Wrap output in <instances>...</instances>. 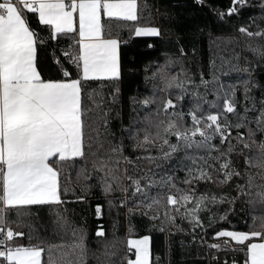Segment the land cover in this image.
<instances>
[{
	"label": "snow or ice",
	"instance_id": "obj_1",
	"mask_svg": "<svg viewBox=\"0 0 264 264\" xmlns=\"http://www.w3.org/2000/svg\"><path fill=\"white\" fill-rule=\"evenodd\" d=\"M164 7L172 9L161 13L169 21L180 15L176 8L211 14L210 78L200 70L197 80L183 66V46L175 59L165 54L145 77L152 94L129 98L125 124L114 107L122 34L162 37L160 27L141 24L145 11L152 15L146 0H0V264H87V221L77 222L68 205L86 203L94 187L109 210L147 218L150 229L159 224L169 235L187 232L209 264H221L220 250L232 254L231 264H264V0ZM245 10L253 13L247 22L232 23ZM213 24L231 32L215 35ZM237 205L261 210L247 230L223 227ZM41 212L52 240L31 222ZM94 215H102L100 204ZM208 230L221 242L208 243ZM25 236L28 243L18 240ZM95 236H105L102 226ZM127 245L135 258L124 255L121 264H151L148 235ZM116 255L115 241L92 253L97 264H113Z\"/></svg>",
	"mask_w": 264,
	"mask_h": 264
},
{
	"label": "trees",
	"instance_id": "obj_2",
	"mask_svg": "<svg viewBox=\"0 0 264 264\" xmlns=\"http://www.w3.org/2000/svg\"><path fill=\"white\" fill-rule=\"evenodd\" d=\"M146 2L151 9L152 15L149 16L148 12L145 11L141 24L160 27L162 29V37H135L129 36L126 31L122 34L126 43H122L120 50L122 79L119 87L121 91L119 100L114 107L121 109V116L125 124L129 122V98L136 97L139 100L146 95L152 94V81L146 83L145 77H151L152 73L156 71L157 64L164 62L166 58L165 54L175 59L179 56V48L183 46L186 52V55L183 57V66L190 73L194 74L197 80L200 70L205 72V78H210L207 73L209 72V59L213 55V51H210L209 48L207 28L205 26L212 20V16L207 9L176 8L174 11L180 15L174 21H169L161 15L165 11H172V9H166L165 5L175 3L190 4L191 0H146ZM208 3L210 6L223 8L227 5L228 0H208ZM251 14H253L251 10H245L242 13V17L234 18L232 23L247 22V17ZM197 25L205 27L204 34L196 32ZM212 28L215 35L218 36L227 35L231 32L230 26L217 27L213 24ZM193 48H195V52H193ZM171 71L173 73L178 72L179 64L175 65ZM155 82L160 83L159 80ZM105 91H107V88H105ZM166 95V93H157V96L161 99L165 98ZM208 98L212 99V96L209 95ZM185 105H187V100L185 101ZM186 110L187 108H185ZM113 116H115V112H113ZM118 124L119 119L113 121L114 130ZM75 172L76 169L70 170L73 183H76ZM177 175L183 176V172H178ZM93 192L95 195L91 196L86 203L68 205L70 210L75 208L77 215L74 219L77 222L81 221V217L86 218L87 221L89 247L87 264H97L92 253L96 252L99 254L103 250V244L112 241H115L117 251L113 264H121V257L124 255L134 259L135 250L127 251V241L130 238L139 239L144 235H148L151 239V264H157V256L160 257L159 264H209L206 258L208 252L205 248L201 247L198 249L195 244H192L191 236L187 232L182 233L173 228L172 234L169 235L167 232L157 230L160 227L159 224H157L156 229H150L147 218L138 215L125 217L123 214L124 209L113 208L109 210L104 197L100 195L98 189L94 187ZM116 195L119 194L117 193ZM97 204H100L102 207V215L99 218L94 215ZM240 208L241 205H237V212L229 217L228 222L223 223V227L234 228L235 230H247L245 221L248 220L250 222L253 213L257 215L261 214L259 208L251 209L244 206V211H240ZM201 216L204 218L205 223H207V216L204 213H201ZM11 218L15 219V215L13 214ZM31 222L42 238L53 239L50 235V224H48V217L45 212L40 213L39 220L33 219ZM176 224L185 228L188 227L186 222H181L179 217L176 219ZM41 225L47 226L49 231L45 232ZM100 226L103 227L105 236L98 238L95 236V231ZM13 227H17V225L13 224ZM165 227L167 228L168 225H165ZM20 230L25 233L28 232V228L23 225L20 226ZM205 238L208 243L221 242L212 238L211 230H208ZM18 240L28 243L26 236L18 238ZM32 242L35 243L36 241L33 240ZM181 242L184 243L183 248L181 247ZM215 255L219 256L221 264H223L225 259L231 264V253H225L224 250H220L215 252ZM44 258L46 259V256ZM124 264H126V261Z\"/></svg>",
	"mask_w": 264,
	"mask_h": 264
},
{
	"label": "crops",
	"instance_id": "obj_3",
	"mask_svg": "<svg viewBox=\"0 0 264 264\" xmlns=\"http://www.w3.org/2000/svg\"><path fill=\"white\" fill-rule=\"evenodd\" d=\"M130 239H133V238H130ZM150 245H151V239H150ZM133 250H135V249L133 248ZM150 251H151V246H150ZM150 259H151V257H150Z\"/></svg>",
	"mask_w": 264,
	"mask_h": 264
},
{
	"label": "rangeland",
	"instance_id": "obj_4",
	"mask_svg": "<svg viewBox=\"0 0 264 264\" xmlns=\"http://www.w3.org/2000/svg\"><path fill=\"white\" fill-rule=\"evenodd\" d=\"M143 37V36H142ZM203 213V212H202Z\"/></svg>",
	"mask_w": 264,
	"mask_h": 264
}]
</instances>
